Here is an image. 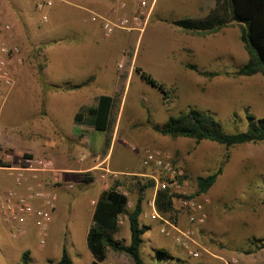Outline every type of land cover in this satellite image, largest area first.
<instances>
[{"label": "rangeland", "instance_id": "374dc122", "mask_svg": "<svg viewBox=\"0 0 264 264\" xmlns=\"http://www.w3.org/2000/svg\"><path fill=\"white\" fill-rule=\"evenodd\" d=\"M135 40L134 34L130 49L135 47ZM172 45L170 38L163 35L151 41L147 49H142L141 57L147 68L143 70L162 84L166 93L143 83L139 76L134 78L122 118L120 135L127 138L126 151L133 156L127 158L122 168L136 170L142 176L109 177L103 181L104 191L117 185L116 189L127 197V213L133 209L137 198L140 195L143 197L139 224L148 227L140 246L145 264H264V142L238 145L226 151L223 146L208 141L195 143L191 139L163 137L150 127L161 126L169 117L194 108L219 122L226 133L245 132L247 115L255 121L264 119V90L261 84L264 79L260 74L251 77L232 75L248 60L242 42L235 58L205 64L198 70L217 73L215 77L185 70L177 61H171L167 56ZM113 121L111 118L106 132H95L93 139L108 138ZM145 150L168 154L173 164L176 160L186 170L187 186L169 188L174 194V209L161 215L162 218L188 227L187 212L179 205L182 191L198 202L207 201L204 202V223L192 228L193 237L199 245L200 257L197 259L189 258L171 237L161 235L159 221L145 217L149 213L147 203L155 192V183L150 176L156 175L153 167L143 164ZM226 154L229 158L224 163L222 174L205 194L198 195L196 179L214 173L225 161ZM92 175L95 176L94 173L84 174L80 178L81 184L75 189L77 207L68 195L58 205L59 180L56 176L57 180L48 186L37 180L56 196L46 242L40 246L38 230L31 221L16 227L4 224L0 218V264H21V256L26 251L28 264H53L59 260L62 247L67 249L72 264H91L93 258L86 245V234L96 201L88 208L86 203L95 197L100 187L96 178L92 184L85 182L90 178L93 180ZM149 181H153V187H149ZM81 185L85 189L80 188ZM143 186L148 187L141 193L139 188ZM35 202L34 206L39 207ZM114 238L124 245L129 244L126 213L117 218ZM156 251L167 256L160 257ZM103 264L133 262L124 253L109 251Z\"/></svg>", "mask_w": 264, "mask_h": 264}, {"label": "crops", "instance_id": "0c3cea01", "mask_svg": "<svg viewBox=\"0 0 264 264\" xmlns=\"http://www.w3.org/2000/svg\"><path fill=\"white\" fill-rule=\"evenodd\" d=\"M37 1L0 0L2 23L11 29L0 39L18 46L22 58L21 64L10 67L12 87L0 90V163L7 166L0 167V199L17 190L14 175L23 158H43L52 162L53 170L37 172L36 180L48 186L57 177L58 205L68 195L77 207L75 189L80 178L95 174L90 184L96 178L100 187L87 201L88 208L105 190L103 181L109 177L142 176L122 168L133 156L126 151L127 138L120 135L130 87L138 77L134 67L147 69L142 49L167 35L173 43L167 57L185 70L192 71L191 66L201 70L205 64L235 58L241 25L231 23L211 33L185 31L170 22L204 19L216 0H150L151 13L142 34L116 31L106 37L100 21L93 22L91 17L113 18L117 0H52V6L42 12L35 8ZM134 8L129 3L118 13L132 15ZM41 14L47 15V21L41 20ZM261 84L264 90L263 80ZM101 96L113 98L110 119L114 121L108 138L93 139L101 131L91 126L87 116L80 123L74 117L81 109L95 106ZM174 162L187 178L184 165ZM23 175L24 184L36 182L30 173ZM71 209L75 212L72 205Z\"/></svg>", "mask_w": 264, "mask_h": 264}, {"label": "trees", "instance_id": "16d2710c", "mask_svg": "<svg viewBox=\"0 0 264 264\" xmlns=\"http://www.w3.org/2000/svg\"><path fill=\"white\" fill-rule=\"evenodd\" d=\"M172 25L190 32L211 33L231 23L241 25L240 40L248 55L247 62L233 76L251 77L260 74L264 79V0H216L215 8L209 15L201 20L181 19L170 22ZM191 70L205 77H215L218 74L211 72H199L196 67ZM134 73L138 75L147 85L166 93L162 84L156 81L150 74L138 67H134ZM113 98L101 96L95 106L81 109L74 117L76 123L82 122L87 116L91 126L101 132H106L110 125V110ZM247 130L239 133H226L221 124L197 109L171 116L161 125H150L151 129L163 137L172 139H191L195 143L202 141L212 142L229 148L264 142V119L255 121L252 116H246ZM109 140L106 139L105 148ZM207 177L196 179L198 195L205 194L222 174L224 163ZM0 167H7L0 163ZM186 178V175H185ZM91 178L85 180L91 182ZM117 185L101 192L99 195L91 222L86 234V245L90 251L93 261L91 264H103L109 251L124 253L132 260L133 264H145L140 255L142 236L148 227L139 224V218L143 213V197H138L133 209L126 212L127 197L116 189ZM148 186L139 188L142 193ZM149 187H153V181H149ZM155 207L160 215L171 213L174 209V194L169 188L158 190L155 197ZM126 213L129 227V244L124 245L114 238L117 232V218ZM263 244V245H262ZM264 248V243H262ZM160 257L167 256L166 253L156 251ZM21 264H28V252L21 256ZM53 264H72V260L65 247H62L60 258Z\"/></svg>", "mask_w": 264, "mask_h": 264}, {"label": "built area", "instance_id": "2783aa9c", "mask_svg": "<svg viewBox=\"0 0 264 264\" xmlns=\"http://www.w3.org/2000/svg\"><path fill=\"white\" fill-rule=\"evenodd\" d=\"M118 12L125 11L128 4H133L134 13L132 15L116 13L111 19L92 16L91 21H100L104 36L108 37L116 31L137 32L142 34L151 13V6L148 0H117ZM52 6V0H38L35 4L37 11L42 12ZM41 20L47 21V15L41 14ZM10 27L2 23L0 15V34L9 33ZM21 64V52L18 46H10L5 40L0 39V90L11 88L13 85L10 75L12 64ZM143 164L153 167L156 175H151L155 183L153 198L147 203L149 213L145 217L157 220L161 223L160 234L171 237L180 246L189 258L197 259L200 257L199 245L193 235V226H200L204 223L206 215L204 212V202H198L189 198L185 191H182L179 205L187 212L188 227L178 228L177 225L162 218L155 207V195L158 190L167 188H183L187 186L185 173L182 169L174 166L171 157L156 150H145L143 152ZM53 164L50 160L43 158H23L21 168L14 175L17 190L6 192L0 199V217L4 224L8 226L22 227L33 223L38 230V242L44 245L48 236V226L52 219V214L56 205V196L46 190L41 183L36 180L37 172H50ZM31 174V182L24 184L23 173ZM103 177V176H102ZM57 180V179H56ZM24 186V187H23ZM23 187V188H22ZM34 201H39V207L34 206ZM19 228L16 229V232Z\"/></svg>", "mask_w": 264, "mask_h": 264}]
</instances>
